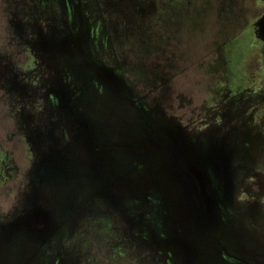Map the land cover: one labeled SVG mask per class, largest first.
<instances>
[{"label": "rangeland", "instance_id": "obj_1", "mask_svg": "<svg viewBox=\"0 0 264 264\" xmlns=\"http://www.w3.org/2000/svg\"><path fill=\"white\" fill-rule=\"evenodd\" d=\"M263 19L264 0H0V264H264ZM203 169L199 229L172 178Z\"/></svg>", "mask_w": 264, "mask_h": 264}, {"label": "flooded vegetation", "instance_id": "obj_2", "mask_svg": "<svg viewBox=\"0 0 264 264\" xmlns=\"http://www.w3.org/2000/svg\"><path fill=\"white\" fill-rule=\"evenodd\" d=\"M63 1V0H62ZM57 4V3H56ZM58 5L60 6V1L58 2ZM58 5H56V7H57V10L58 11H61L60 10V8L58 7ZM61 5H62V2H61ZM64 5V4H63ZM64 8H65V6H64ZM73 11H74V9H73ZM74 16H75V18H76V20H77V22H78V24H79V26L81 27V25L83 24L82 23V19H81V17H79V14L78 13H74ZM84 17V16H83ZM57 57H59L60 58V60L61 59H63L65 62L66 61H69V60H74L73 58L74 57H72L71 55H66V54H62V53H58V55H56ZM107 67H110V66H107ZM112 69H114L113 67H111ZM104 80V79H103ZM106 81V80H105ZM97 83L99 84H102V85H98L100 88H101V90H103V91H105L106 90V87H105V83L102 81V79L100 80V79H98L97 80ZM108 84V83H107ZM110 86V85H109ZM111 87V89H113V92L112 91H110V92H112L113 94L114 93H117V92H119V91H117L116 89H118V87L117 88H115V87H113V86H110ZM125 92H127V91H125ZM116 97V96H115ZM117 98V97H116ZM79 121H80V119H79ZM89 128V127H88ZM193 157L191 156V159H192ZM194 158H195V156H194ZM194 158L192 159V164L191 165H195V162L193 161L194 160ZM195 167V166H194ZM203 171H204V173H205V169H203ZM207 172V174L205 173V178L203 179V181L201 180V178H200V175L198 174H196V175H191V174H189V175H187V176H185V175H182V174H176L175 176H174V178H172V188H173V192H174V196L176 197L177 196V194H176V192H175V189H176V187L178 188V186H180V188H185V187H187L188 189H190V192H189V194L190 195H192V193L193 192H195L196 190H198V189H204V191H205V196H204V198H203V201L206 203V202H210V199L208 198V186H210L211 185V175H210V172L207 170L206 171ZM209 172V173H208ZM193 199V198H192ZM228 210V209H227ZM229 214H230V212H229V210L227 211ZM228 213L227 214H225V216H228ZM224 221V224L226 225L227 223L229 224V221H228V218H226V217H224V219H223ZM208 232H210L211 234L212 233H214L215 234V231H213V230H211V231H208ZM235 232H237L236 231V229H235ZM241 234V233H240Z\"/></svg>", "mask_w": 264, "mask_h": 264}, {"label": "water", "instance_id": "obj_3", "mask_svg": "<svg viewBox=\"0 0 264 264\" xmlns=\"http://www.w3.org/2000/svg\"><path fill=\"white\" fill-rule=\"evenodd\" d=\"M262 28H263V32H264V19L262 21ZM121 96L120 93L117 92V96ZM190 195V194H189ZM205 196V191L202 188L201 190L198 189L195 192L192 193V195L189 196V198L191 199V203L194 205V213H195V223L198 226V228L200 229V226H205V221H204V216L208 213H210L209 211H207V206L206 203L203 201V198ZM193 198V199H192ZM208 198L210 199L209 205L214 209V207H216V205L218 206V203L209 195ZM50 216V215H49ZM49 216L47 215V217L49 218ZM45 219V217H44ZM44 219H43V223H44ZM54 222H56L53 219ZM206 231H209L211 229H214V226H210V220L208 221L206 219ZM58 224H54L53 228L48 231L45 232L44 229H41L42 232L44 233H35V235H39V238H42L43 244H48V242H51V239L54 237V235L59 231L60 229V225L59 222H57ZM67 224V221L64 222V225ZM210 227H209V226Z\"/></svg>", "mask_w": 264, "mask_h": 264}]
</instances>
